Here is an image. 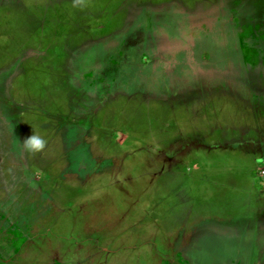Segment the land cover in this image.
<instances>
[{
  "label": "rangeland",
  "instance_id": "rangeland-1",
  "mask_svg": "<svg viewBox=\"0 0 264 264\" xmlns=\"http://www.w3.org/2000/svg\"><path fill=\"white\" fill-rule=\"evenodd\" d=\"M0 264H264V0H0Z\"/></svg>",
  "mask_w": 264,
  "mask_h": 264
},
{
  "label": "clouds",
  "instance_id": "clouds-1",
  "mask_svg": "<svg viewBox=\"0 0 264 264\" xmlns=\"http://www.w3.org/2000/svg\"><path fill=\"white\" fill-rule=\"evenodd\" d=\"M44 147V139L39 135L32 134L21 142L19 150L26 153H38L41 152Z\"/></svg>",
  "mask_w": 264,
  "mask_h": 264
}]
</instances>
